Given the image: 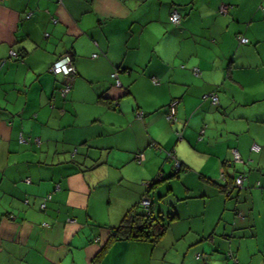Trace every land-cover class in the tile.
Masks as SVG:
<instances>
[{"label":"crops","instance_id":"crops-1","mask_svg":"<svg viewBox=\"0 0 264 264\" xmlns=\"http://www.w3.org/2000/svg\"><path fill=\"white\" fill-rule=\"evenodd\" d=\"M0 264H264V0H0Z\"/></svg>","mask_w":264,"mask_h":264},{"label":"trees","instance_id":"trees-1","mask_svg":"<svg viewBox=\"0 0 264 264\" xmlns=\"http://www.w3.org/2000/svg\"><path fill=\"white\" fill-rule=\"evenodd\" d=\"M178 23H179V21H178ZM237 41H238V39H237ZM11 51L14 53V55L11 56L8 53V57L9 58H13V59L20 58V56H21L20 54L16 53L13 50H11ZM62 56H67L69 58V61H70L71 66L73 67V65L71 63L70 56L68 54H66V53H63V54H61V56L59 58H61ZM59 58L55 59V61H57ZM55 61H53L52 63H54ZM52 63H50L49 66ZM49 66L47 67V71L48 72H50L48 70ZM73 70H74V68H73ZM192 72L194 73L195 71H192ZM50 73H53V72H50ZM53 74H59L60 77H61L60 86H59V89L57 91H58L59 97L61 99H63V98L66 97V95L65 94L64 95H61V91H62V89H63V87L65 85H69L71 87V82L73 80V77H72L71 81H68L60 73H53ZM114 76H115V73L111 74V77H114ZM156 82L155 83H152L151 82V83L152 84H156ZM70 87H69V89H70ZM211 95H215V93H212V92L208 93L207 97H208L209 101H210V96ZM215 98H216V96H215ZM172 100H175L176 101V104H177V100L176 99H171L169 102H171ZM169 102L165 105L164 119H165L166 112L168 110V104H169ZM211 104H213V103H211ZM139 113L140 112H138L136 114V116H138ZM174 120H175V106H174ZM167 122L168 123H172L174 121H172V122L167 121ZM251 145H250V147H251ZM250 147H249V149L251 151H254ZM256 151H254V152H256ZM232 161L234 162L235 160L232 159ZM178 170H179L178 166H176V165L173 166V173L174 174H176L178 172ZM238 176L240 177V179H242V177L240 175H238ZM220 178L223 179V174L220 175ZM234 178H232V185H235L233 183V179ZM226 186H227V184L221 185V187H222L221 192L224 193L226 195V197H228L229 195L226 193V190H225V187ZM235 186H239V184L238 185H235ZM143 197H145V196H143ZM148 201H149V199H148ZM139 207L140 208L136 207V205H135V206L129 208V210H127L123 214V216L121 217L120 222L118 223V225L112 228V233L108 237V240L107 241L116 240V239H123V240H135V241H150V242H154V241H156L163 234V232L165 231V228H166V221L161 220L158 216H156V217H153L152 216L151 211H150V201H149V204H148L147 207L144 208L140 204H139Z\"/></svg>","mask_w":264,"mask_h":264},{"label":"built area","instance_id":"built-area-1","mask_svg":"<svg viewBox=\"0 0 264 264\" xmlns=\"http://www.w3.org/2000/svg\"><path fill=\"white\" fill-rule=\"evenodd\" d=\"M224 7L221 6L220 9H219V12H222L224 9ZM29 13L25 14V16H28ZM169 21L172 23V24H177L178 21H179V17H178V14L177 12L173 9L171 10V12L169 13ZM238 39V42L240 43H244L246 41V39L244 37H241V36H238L237 37ZM11 56L14 55V53L9 50L8 52ZM48 70L50 72H53V73H60L62 76H64L68 81H71L72 77L74 76V70H73V67L71 66L70 64V61H69V58L67 56H62L61 58H59L57 61H55L54 63H52ZM193 71V70H192ZM151 82L152 83H155V79L153 77L150 78ZM69 85H65L61 91V95H66L69 91ZM210 102L215 104L216 103V98H215V95H211L210 96ZM176 104V101L175 100H172L171 102H169L168 104V110L166 112V115H165V120L169 121V122H172L174 121V106ZM19 141H22V139L19 137ZM252 150L256 151L258 149L257 145L255 144H252L251 147H250ZM167 156H170V154H167ZM236 154L234 153L233 154V158L236 159ZM136 159H140V155L138 157H136ZM240 177H235L233 179V183L235 185H238L240 183ZM48 199V196L44 197V200ZM139 204L142 206V207H147L148 204H149V201L146 197H142L139 201ZM44 206L43 203L40 204V207L42 208Z\"/></svg>","mask_w":264,"mask_h":264}]
</instances>
